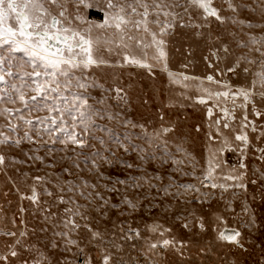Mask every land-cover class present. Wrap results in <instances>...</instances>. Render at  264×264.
<instances>
[{"label":"snow or ice","instance_id":"1","mask_svg":"<svg viewBox=\"0 0 264 264\" xmlns=\"http://www.w3.org/2000/svg\"><path fill=\"white\" fill-rule=\"evenodd\" d=\"M68 3L69 0L63 3L60 0H0V104L20 105L0 108V116L7 121L0 125V129H6L0 130V149H18L25 142L32 145L24 153L26 160L10 157L0 150V171L26 163L36 169L37 174L22 173L28 192L21 193L19 187L16 191L21 200L29 201L32 214L42 220L39 231L45 234V248L51 249L49 254L34 244L26 245L22 238L28 237L29 232L25 228L19 231L13 244L7 245L8 251L0 253V264H12V258L20 264H138V259L130 253L125 259V253L128 249L136 250L135 241L140 239L145 241V250L140 253L145 257V264H160L165 251L181 257L182 261L191 260L186 250L190 252L194 245L165 235L171 229L160 231V225L152 226L150 231L159 232L160 237L152 241L143 238L140 229L132 226L130 217L140 211L142 204L138 197L133 199L128 193L142 187L144 177H114L113 171L127 173L138 166L122 159L106 147L103 137L96 135L105 131L111 135V129L97 123V119H105L106 113L108 120L114 119L108 100L128 101L124 88L106 87L97 80L93 70L101 66H134L149 73L158 69L170 80L181 79L185 88L195 86L200 94L197 101L207 105V167L201 175H196L195 158L180 146L178 150L185 152L192 167L191 173L182 174L191 175L198 183H177L175 193H170L168 188L164 192L179 199L182 205L202 207L214 198L215 190L219 189L223 198V193L232 189L225 207L230 208L231 201L239 198L246 217L243 229L248 236L264 234V147L254 146L249 136L250 130L256 134L255 140L264 144V124L256 122L264 120V32L259 35L244 32L245 28L264 30V0H257L261 22L231 19V24L238 26L247 37L244 41L237 39V47L247 51L237 57L235 66L228 71L235 72L241 62L255 66L251 86L235 89L213 75L201 79L174 73L169 68V38L177 29H202L209 26V18L221 25L227 22L228 18L213 6V0H71L75 8L73 19L84 27L73 26V19L66 15ZM224 3L233 13L240 7L233 0H224ZM46 4L57 6L58 15ZM91 9L103 12L102 23L88 18L87 12ZM193 12L198 13L203 23L192 22ZM94 30H101L103 38L93 35ZM194 35L202 33L196 31ZM230 35L235 38L238 33ZM215 39L218 41L220 37ZM105 52L118 57L116 64L105 58ZM220 52L227 57L229 46L223 44L210 49L204 58L219 61ZM243 71L248 73L250 68L244 67ZM95 90L101 91V97L92 95ZM110 93L114 96L110 97ZM249 105L254 119H249ZM237 108L242 111L238 121ZM214 109L216 118L212 119ZM34 112L48 115L28 118ZM13 116L16 123L10 119ZM22 125L27 127L20 135ZM173 131L172 127H164L157 137ZM164 144L166 151L167 141ZM118 146L128 151L119 141ZM250 150L258 166L250 167L247 163ZM227 152L238 154L235 163L229 165L223 159ZM144 159L141 155L140 160ZM85 172L94 180L85 179ZM149 186H152L150 181ZM113 194L119 197L118 201L113 200ZM26 211L23 206L19 208L20 213ZM212 216L217 225L214 238L217 245L246 251L248 236L237 228H228L220 213ZM176 219L193 236L197 235V228L200 233L205 230V217L198 208L185 207ZM31 231L36 234L35 228ZM3 234L17 237V232ZM261 248L264 254V242ZM33 249L39 252L37 258L31 261L23 258L25 252L31 253ZM215 254L211 243L197 247V255L205 259Z\"/></svg>","mask_w":264,"mask_h":264},{"label":"rangeland","instance_id":"2","mask_svg":"<svg viewBox=\"0 0 264 264\" xmlns=\"http://www.w3.org/2000/svg\"><path fill=\"white\" fill-rule=\"evenodd\" d=\"M63 3V0H60ZM235 4L240 5L236 13H233L224 0H213V6L220 10V14L227 19L223 25L215 21L214 18H209L210 24L202 29H177L174 36L170 37L168 45L169 68L174 73H183L189 77H200L204 79L208 75H213L222 81L226 80L233 86L250 87L253 80L252 72L255 71V66L247 65L241 62V65L236 68L235 72H229V67H234L237 57L247 51V49L237 47L236 40L244 41L247 39L240 31V28L231 24V19H243L252 23L261 22L259 4L257 0H233ZM54 15H58L60 9L55 5L46 4ZM68 12L66 15L69 19H73L75 8L71 0L67 5ZM87 16L90 20L103 22L104 15L102 11L97 9L88 10ZM193 23H203L198 13L193 12ZM73 26L84 27L78 21L73 19ZM111 30H109L110 32ZM200 31L202 35L196 36L194 33ZM238 33L237 37H233L230 33ZM244 32L259 35L264 30L262 29H244ZM93 35H100L103 38L101 30H94ZM219 36L217 41L215 38ZM227 44L230 49V54L225 57L223 52L219 55L221 59L217 61L215 58L206 60L204 57L209 55V50H215L221 45ZM191 50V51H190ZM104 56L112 64H116L118 57L113 53L109 55L107 52ZM184 65H188L184 67ZM244 67H249L248 73L244 72ZM94 75L100 83L106 87L119 85L124 88L128 95L127 103L117 102L116 99L110 98L109 112L114 116V119L108 120L107 113L105 119H97V123L102 127L111 129L109 132H97L96 135L105 139L106 147L116 151L117 155L128 163L137 165L133 169H129L127 173L123 171H113V176L125 178L127 175L136 177H144L141 181L142 187L135 190H130L128 195L133 199L139 198L141 201V209L139 212L133 213L130 217L132 226L139 228L141 236L149 240L155 241L160 239L159 232L153 233L150 231L154 225H160V231L163 229H171V233H166L167 236H175L179 240L188 243L192 242L191 251L186 250V254L191 256V260H183L181 257L174 255L170 251H165L164 258L160 260V264H224L225 261L235 260L237 264H264V254H262L261 244L264 242V234L257 233L255 236H248V232L243 229L242 222L246 218L243 215L242 203L239 198L231 201V207L226 208L225 205L231 199L232 189L223 193L215 190L214 198L204 204L199 205H182L179 199L172 195H166L165 188L169 189L170 193L177 191L175 185L177 183H198L191 175H183L182 173L192 172L191 164L185 157V152L179 151L178 148H183L191 153L197 162L196 175L202 174V169L207 167L208 158V140L207 134L208 117L206 113L207 105H202L197 101V96L200 95L195 86L188 88L184 87V82L177 78L175 81L170 80L165 72L158 69L154 73H149L146 69L125 66L111 67L101 66L94 69ZM205 84L207 81L205 80ZM215 88V85H212ZM32 93H29L31 95ZM92 95L97 98L101 97L100 90L93 91ZM110 97L114 93L109 94ZM92 103V101H89ZM211 103V102H209ZM239 103V101H238ZM231 107V103L228 102ZM259 106V104H258ZM3 107H20L19 104H0ZM97 107H102L97 105ZM217 110L214 109L216 118ZM48 115L47 112H34L28 118L33 119L37 116ZM235 115L237 121L242 115V111L237 108ZM163 116V120L161 119ZM13 123H16L15 117H11ZM249 119H254L251 115V106L249 105ZM130 122V123H129ZM257 124H264V120L257 119ZM7 121L3 116H0V125L6 124ZM134 125V126H133ZM27 126H21L20 135H23V130ZM164 127L174 128L173 132L163 134L157 137ZM199 128V131L196 129ZM6 131V129H0ZM214 131V129H213ZM250 140L254 146H262L259 141L255 140V133L249 130ZM47 139V137H45ZM122 143L128 148L125 152L123 148L118 146ZM151 141V143H150ZM164 141H167L166 151ZM32 145L27 142L22 143L20 148L0 149L4 150L10 157H15L18 160H26L24 155L28 152ZM56 147H60L57 145ZM97 147H101L97 145ZM140 149L144 151L141 152ZM44 152L41 151L40 155ZM154 154V157H153ZM145 157L140 160V156ZM238 154L227 152L223 159L227 160L228 164L235 163ZM30 163V162H29ZM247 163L250 167L258 166L254 159V152L249 151V159ZM37 167H40L37 165ZM47 171V170H46ZM59 171V169H56ZM29 172L37 174L35 168H30L28 164L10 165L6 170L0 171V253L8 251L7 245L13 244L18 238L19 231L28 230L29 235L25 240V244H34L40 251L51 254V249L45 248V234L39 231L43 223L37 216L32 214L31 205L27 200H21L20 194L16 188H20L21 193H27L28 188L24 183L22 173ZM43 175V172L39 173ZM85 179L93 181L94 177L89 176L86 172L83 174ZM160 177L156 179L155 177ZM151 182V187L149 186ZM28 183H31L29 180ZM147 197V199H145ZM113 200L118 201L119 197L113 194ZM83 202V201H81ZM149 205L152 207L149 210ZM23 206L28 209L24 213L19 212V208ZM185 207H195L205 217V230L200 233L197 228V235L180 226V222L176 219V215ZM213 213H220L226 221L228 228H237L241 230L245 236H248L246 241V251L230 249L223 245H217L215 241L216 227L213 222ZM15 220V226L13 225ZM23 219L24 223H21ZM124 219H129L124 217ZM225 225H221V228ZM36 229V234H32V229ZM17 232V237L4 235L6 232ZM211 243L215 248V255L208 259L197 255V247L205 246ZM136 250L128 249L125 253V259H128V254L138 259V264H145V257L140 253L145 250V241L140 239L135 241ZM22 251V250H21ZM39 256V252L35 249L31 253L25 252L23 258L30 261ZM12 264H20L19 260L12 258Z\"/></svg>","mask_w":264,"mask_h":264}]
</instances>
